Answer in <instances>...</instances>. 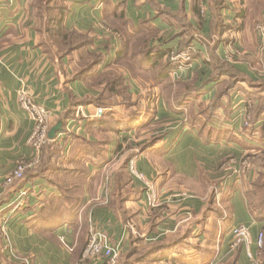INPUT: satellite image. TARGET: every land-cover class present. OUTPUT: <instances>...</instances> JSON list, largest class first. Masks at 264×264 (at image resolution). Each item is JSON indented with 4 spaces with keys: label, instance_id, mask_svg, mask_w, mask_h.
<instances>
[{
    "label": "crops",
    "instance_id": "obj_1",
    "mask_svg": "<svg viewBox=\"0 0 264 264\" xmlns=\"http://www.w3.org/2000/svg\"><path fill=\"white\" fill-rule=\"evenodd\" d=\"M62 3L64 27L88 36L87 51L103 56L88 75H80L85 51L53 56L45 49L34 0H0V264H104L82 258L94 230L121 253L134 239L149 247L187 231L192 238L172 256L181 264H264L257 245L264 220L248 199L264 183V44L256 30L264 0ZM190 39L192 66L160 80L165 59L156 64L158 53ZM113 72L126 94L97 81ZM22 90L52 112V127L63 122L60 145L69 134L76 138L57 161L46 153L42 171L6 185L18 163L33 157L34 122L17 101ZM98 101L113 120L99 123ZM131 157L156 186L158 208L147 206L146 185L130 175ZM123 169L138 194L117 187ZM183 192L188 198L173 197ZM240 225L252 234L253 258L246 248L231 249Z\"/></svg>",
    "mask_w": 264,
    "mask_h": 264
},
{
    "label": "trees",
    "instance_id": "obj_2",
    "mask_svg": "<svg viewBox=\"0 0 264 264\" xmlns=\"http://www.w3.org/2000/svg\"><path fill=\"white\" fill-rule=\"evenodd\" d=\"M49 1H51L49 3ZM63 1L66 0H40L39 3L36 5V8L40 11V14L43 17V33L47 34L46 39L44 40V47L47 51L50 52L53 56H62L72 54L74 51H85V56L82 57V60L85 61L87 64V68L80 73V75H88L90 74L98 65L102 63L103 56H98L96 54H91L87 51L90 47L92 40L86 36L77 33L76 31H68L64 27V18L66 16V8L63 6ZM225 26H223V30ZM192 39L187 40L184 43L182 48L192 46ZM180 50V49H178ZM171 53H158L159 60L156 64L162 62L165 59L163 68L158 73V77L160 80H168L170 77L172 78V74L174 70L178 67L171 61ZM196 54V53H195ZM194 54V58H195ZM151 58V57H149ZM216 60H214L215 62ZM220 67L222 69H227V72L231 71V68L228 67L225 63H220ZM106 81L107 88L115 94H126V87L124 86V78L117 73L113 72L111 75H107L105 77L97 78V81ZM126 100V99H125ZM128 101V106L130 105V100ZM98 106H102L104 110V115L100 118L99 123H106L107 121H111L112 119V112L106 107V103L97 102ZM136 115L131 114V120L129 123L132 124L136 122L135 119ZM67 117L65 118V120ZM256 119H253V124L255 123ZM251 122V123H252ZM116 125H121L119 122H115ZM111 125V124H110ZM123 126V125H122ZM128 127V126H124ZM65 129V128H64ZM65 132V130H64ZM76 135L69 134L67 135L66 139L64 140L63 145L71 142V140H75ZM63 145H60L59 142L55 139L54 141H49L42 151V158L39 166L37 169L40 171L43 170L44 161H46V153L47 158L51 159V156H55V161L61 157V150L64 148ZM131 157L127 162L132 159ZM47 171H50V168H47ZM84 173L81 171V174ZM117 187L120 190H127L133 194H138V191L134 187H129L131 183L130 177L127 175L125 169L121 170L116 177ZM77 189L79 190L83 184L77 183ZM119 190V191H120ZM260 198L261 201H258L256 198ZM67 198V196H65ZM248 199L250 205L252 207V211L256 212V219L264 220V183L260 184L257 183L254 186L252 191L248 193ZM78 204V202H76ZM80 207V206H79ZM192 232H184L183 234H179L175 236L173 239L165 240L162 243H153L149 247H140V239H134L133 242L130 243V246L121 253L120 260L118 264H181L183 258H178L177 260H173L172 256L175 254L180 255L182 247L189 242L192 238Z\"/></svg>",
    "mask_w": 264,
    "mask_h": 264
},
{
    "label": "built area",
    "instance_id": "obj_3",
    "mask_svg": "<svg viewBox=\"0 0 264 264\" xmlns=\"http://www.w3.org/2000/svg\"><path fill=\"white\" fill-rule=\"evenodd\" d=\"M258 36L261 42L264 44V23L258 24L256 27ZM233 37V36H232ZM196 53V47L190 46L180 50H174L171 53V61L177 65V69H188L194 62V54ZM176 69V70H177ZM18 104L20 109L34 122V128L32 134L28 140V144L33 150V157L28 161L19 162L15 171L6 179V185H12L16 182L25 180V175L28 170L38 167L41 158L42 151L45 145L50 141L48 135L52 128L51 111L45 107L38 105L32 99V97L26 91H20L18 93ZM104 115V110L98 108L96 116L101 118ZM246 123V127H248ZM248 162V161H247ZM245 162L242 169L243 173H246L249 169V163ZM128 171L133 179L138 180L146 185L147 198L145 200L147 206L151 209H156L161 204L157 188L154 183L148 181L146 176L140 171L138 166V157H133L128 163ZM175 199L188 197V194L183 192L173 195ZM3 209V201L0 197V214ZM233 241L231 243L232 251H236L240 248H246L247 254L250 258H253L251 251L254 241L250 229L245 225H240L232 229ZM264 242L263 232L259 234L257 239L258 249L262 251ZM121 255V247L112 244L110 239L101 231L94 230L91 232L86 248L83 252V260H103L104 264H118Z\"/></svg>",
    "mask_w": 264,
    "mask_h": 264
},
{
    "label": "water",
    "instance_id": "obj_4",
    "mask_svg": "<svg viewBox=\"0 0 264 264\" xmlns=\"http://www.w3.org/2000/svg\"><path fill=\"white\" fill-rule=\"evenodd\" d=\"M64 130V124L62 121H59L54 127L51 128L50 132H49V139L51 141H54L59 134L63 133Z\"/></svg>",
    "mask_w": 264,
    "mask_h": 264
},
{
    "label": "rangeland",
    "instance_id": "obj_5",
    "mask_svg": "<svg viewBox=\"0 0 264 264\" xmlns=\"http://www.w3.org/2000/svg\"><path fill=\"white\" fill-rule=\"evenodd\" d=\"M39 1L40 0H34V3H35V5H37L38 3H39ZM51 1H49V3H50ZM38 10V9H37ZM38 13L40 14V11L38 10ZM236 42L238 43V44H240V41H239V39L237 38V40H236ZM241 47V46H240ZM174 74V73H173ZM51 141V140H50ZM188 194V193H187ZM188 196H189V194H188ZM188 198V197H187ZM264 234V233H263ZM136 235H137V233H136ZM262 252H264V242H263V248H262Z\"/></svg>",
    "mask_w": 264,
    "mask_h": 264
}]
</instances>
